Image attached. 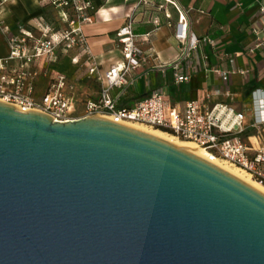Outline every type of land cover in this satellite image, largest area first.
Listing matches in <instances>:
<instances>
[{
	"label": "water",
	"instance_id": "obj_1",
	"mask_svg": "<svg viewBox=\"0 0 264 264\" xmlns=\"http://www.w3.org/2000/svg\"><path fill=\"white\" fill-rule=\"evenodd\" d=\"M0 264H264V194L99 113L0 101Z\"/></svg>",
	"mask_w": 264,
	"mask_h": 264
},
{
	"label": "built area",
	"instance_id": "obj_2",
	"mask_svg": "<svg viewBox=\"0 0 264 264\" xmlns=\"http://www.w3.org/2000/svg\"><path fill=\"white\" fill-rule=\"evenodd\" d=\"M57 12V24L44 20L34 29L21 24L16 32L2 26L7 53L0 55V101L13 106L19 112L34 110L48 115L54 121L66 122L94 114H101L119 124L139 123L190 140L203 147L211 159H219L234 165L264 185V90L254 89L246 111L236 109L228 102H208L206 99H190L183 107L172 104L165 96L152 92L133 105L119 104L124 88L130 83V73L141 67L144 54L136 43L132 31V20L116 31V41L122 60L101 72L99 63L88 53L87 75L99 83V95L94 100L80 101L75 86L68 82L65 74L52 76L43 91L39 82L46 77L50 63L58 53L71 49H83L86 43L82 25L96 11L90 0H44ZM174 5L178 20L173 38L179 46L176 60L170 65L173 81L182 83L190 75L182 71L179 61L188 59L199 48L201 41L213 45V40L198 38L190 31L185 12L174 0H163ZM138 3H150L138 0ZM264 15V6L259 7ZM54 25V26H53ZM63 25H66L64 27ZM254 41L246 50L248 54L261 52L264 55V25L251 28ZM73 63L78 62L72 57ZM223 81L232 74L245 75L247 69L239 68L231 60L226 70L214 69ZM117 89L115 94L112 90ZM218 91H216L217 93ZM230 96V89L218 92Z\"/></svg>",
	"mask_w": 264,
	"mask_h": 264
},
{
	"label": "crops",
	"instance_id": "obj_3",
	"mask_svg": "<svg viewBox=\"0 0 264 264\" xmlns=\"http://www.w3.org/2000/svg\"><path fill=\"white\" fill-rule=\"evenodd\" d=\"M90 1L96 11L82 25L87 47L61 53L59 60L65 57L70 62L72 57H77L79 65L84 67L90 53L104 72L111 64L122 60L116 31L129 17L132 31L137 36V46L145 57L141 67L130 73V83L124 88L119 104L133 105L158 91L178 107H183L190 99L204 100L209 94L207 100L210 103L228 102L236 109L246 111L251 92L256 88L264 90V55L246 51L254 41L251 28L260 29L264 25V15L259 12L264 0H174L185 12L190 31L198 38L213 40V45L201 41L190 58L179 61L178 65L190 78L178 84L173 81L170 67L179 53L173 38L178 20L174 5L163 0H149L148 4L138 3V0ZM46 4L44 0H0V55H5L8 50L2 26L14 32L19 24L34 29V25L48 19ZM55 19H58L57 12ZM231 60L248 73L232 74L228 81H223L214 69H229ZM50 67L47 76L40 80L52 77ZM225 88L230 89V96L218 93ZM117 91L113 89L112 94ZM75 93L82 102L94 100L83 101L81 93ZM98 95L99 90L96 98Z\"/></svg>",
	"mask_w": 264,
	"mask_h": 264
},
{
	"label": "rangeland",
	"instance_id": "obj_4",
	"mask_svg": "<svg viewBox=\"0 0 264 264\" xmlns=\"http://www.w3.org/2000/svg\"><path fill=\"white\" fill-rule=\"evenodd\" d=\"M45 11H46L45 12L46 18L48 19H44V21L47 22L48 24L52 23L56 25L58 21L57 19H55L56 16L55 8L50 4H46ZM86 47H87V42L85 43L84 48ZM60 55L61 52L58 53L55 62L50 63L51 76H55L56 74H61V73L65 74L68 79V82L72 83L75 86L74 90L79 91L81 93V97L83 101L87 98L95 99L97 96V90H99V83L87 75L86 66L84 67L80 66L79 61L77 63H73L70 61L71 62L70 64L69 60L65 57H63L62 60H59ZM49 79L50 78L40 80L38 86L39 91H43L45 89Z\"/></svg>",
	"mask_w": 264,
	"mask_h": 264
},
{
	"label": "bare ground",
	"instance_id": "obj_5",
	"mask_svg": "<svg viewBox=\"0 0 264 264\" xmlns=\"http://www.w3.org/2000/svg\"><path fill=\"white\" fill-rule=\"evenodd\" d=\"M129 127L138 129L140 131H143L145 133H148L152 136H155L157 138H160L164 141H167L199 158H202L204 160L209 161L210 163L214 164L215 166L221 168L222 170L228 172L229 174H231L232 176L240 179L241 181H243L244 183L248 184L249 186H251L252 188L256 189L257 191H259L260 193L264 194V185L260 184L259 182L253 180L249 174H247L245 171H243L242 169L231 165L229 163H227L226 161H222L219 159H211L209 157V154L207 153V151L201 147L200 145H198L197 143L190 141V140H185V139H181L178 138L177 136H175L174 134H171L169 132H166L164 130L158 129V128H153V127H149L143 124H139V123H128L126 124Z\"/></svg>",
	"mask_w": 264,
	"mask_h": 264
}]
</instances>
